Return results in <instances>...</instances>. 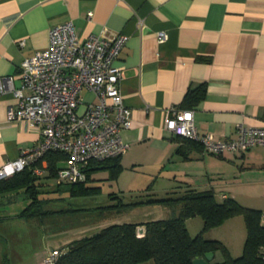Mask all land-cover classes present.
Masks as SVG:
<instances>
[{
    "label": "crops",
    "instance_id": "1",
    "mask_svg": "<svg viewBox=\"0 0 264 264\" xmlns=\"http://www.w3.org/2000/svg\"><path fill=\"white\" fill-rule=\"evenodd\" d=\"M68 21L80 40L127 37L114 61L123 74L121 98L131 111V126L119 134L127 149L118 159V177L99 179L95 173V183H114L122 202L127 194L153 195L158 181L166 197L212 190L219 202L232 198L264 212V146L214 156L169 133L163 121L170 108L188 110L180 108L184 94L203 83V100L189 109L197 132L232 140L241 125L264 127V0H0V76H13L18 87L22 62L46 49L49 30ZM81 97L96 102L89 92ZM15 105L11 94L0 95V164L40 141L37 128L7 120V108ZM145 178V188H133ZM244 228L243 218L234 216L205 235L237 258ZM221 261L215 253L212 263Z\"/></svg>",
    "mask_w": 264,
    "mask_h": 264
},
{
    "label": "built area",
    "instance_id": "2",
    "mask_svg": "<svg viewBox=\"0 0 264 264\" xmlns=\"http://www.w3.org/2000/svg\"><path fill=\"white\" fill-rule=\"evenodd\" d=\"M111 37L90 35L80 40L72 22L62 23L49 30L46 49L22 62L18 87L13 76H0V95L9 93L16 101L15 107L7 108V120L37 128L40 133L35 147L0 164V179L23 170L47 151L59 150L67 155L65 168L58 172L59 181L84 182L92 162L114 159L126 151L119 134L131 126V111L121 98L118 85L123 74L114 61L127 37L120 33ZM157 38L164 41L166 36L160 32ZM83 91L92 94L96 102L83 103ZM192 118L191 110L170 108L164 128L176 137L197 142L214 156L264 146V127L241 125L235 139L217 140L197 132ZM45 170L43 163L33 173L42 176ZM261 216L264 222V214ZM58 255L53 250L42 264H54Z\"/></svg>",
    "mask_w": 264,
    "mask_h": 264
},
{
    "label": "trees",
    "instance_id": "3",
    "mask_svg": "<svg viewBox=\"0 0 264 264\" xmlns=\"http://www.w3.org/2000/svg\"><path fill=\"white\" fill-rule=\"evenodd\" d=\"M205 90L203 83L195 89L188 90L184 94L180 108L189 110L197 106L203 100ZM177 138L183 142L198 144L186 138ZM119 158L101 163L92 162L86 170L84 182L67 183L58 179V172L66 166L67 155L59 150L47 151L23 170L0 179V196L9 193L24 194L25 198L22 201L24 208L15 214L19 219H39L48 214L73 216L89 210L98 211V214L112 212L117 214L121 212L120 208H134L137 205L150 203L161 204L170 210V216L165 219L144 224H113L91 236L75 239L67 245L65 251L57 250L59 255L54 264H139L146 261H152V264H192L194 258L202 257L208 252L214 255L218 253L222 257L220 263L211 261L210 264L264 263V222L261 216L264 212L244 207L232 198H225L219 202L212 190L184 189L162 199L150 198L146 201L124 204L119 198L116 205L110 204L93 209L66 208L46 211L44 206L50 201H63L61 193H65L66 198L71 199L99 195L101 193L99 186L87 185L95 181L92 179L93 172L97 167L104 166L108 171L109 179L115 180L121 170ZM43 163L46 165L44 174L36 176L33 169L43 167ZM49 182L55 184V190L45 189L50 185ZM107 197L110 201L118 199L115 193ZM196 216L202 219L203 228L200 233L192 237L187 231L186 221ZM234 216L243 218L246 231L242 252L237 258L229 254L224 244L218 240H208L205 235L209 229L221 226L225 220ZM3 217H0V221ZM139 226L144 227L141 236L135 233ZM2 264H8L7 257L3 253Z\"/></svg>",
    "mask_w": 264,
    "mask_h": 264
},
{
    "label": "rangeland",
    "instance_id": "4",
    "mask_svg": "<svg viewBox=\"0 0 264 264\" xmlns=\"http://www.w3.org/2000/svg\"><path fill=\"white\" fill-rule=\"evenodd\" d=\"M97 175H96V174ZM99 179L108 177L107 170L93 172ZM143 178H141L142 180ZM45 182L44 179H41ZM155 180L154 176L149 178V182ZM140 181V179H139ZM147 179L142 181V185L137 184L134 189L145 188ZM50 183V182H49ZM97 183L101 185V193L91 197L66 198L65 193H61L63 201H50L44 208L46 211L53 209L84 208L93 209L99 206L117 204V200L110 201L107 196L116 193L117 187L108 180L95 183L92 181L87 185L92 187ZM154 193H140L137 195H125L123 203L127 204L136 201H146L150 198H164L166 193L160 190V182H156ZM121 185V184H120ZM63 186V185H62ZM123 186V185H121ZM63 188V187H62ZM46 190H55V184L50 183ZM148 194V195H146ZM51 197H54L51 195ZM25 198L22 193H9L0 196V250L6 255L8 264H42L47 259L53 249L65 251L67 245L75 240L98 233L101 229L123 223H148L151 221L165 219L170 216V210L158 203L137 205L134 208H120V213L98 214V211L76 213V215H52L48 214L39 219H19L15 217L24 208L22 202ZM264 206V205H262ZM117 208V207H116ZM114 210H116L114 208ZM187 230L192 237L200 233L203 228V221L199 216L192 217L186 221ZM216 229H209L210 232ZM208 233V232H207ZM139 264H152L146 261Z\"/></svg>",
    "mask_w": 264,
    "mask_h": 264
},
{
    "label": "water",
    "instance_id": "5",
    "mask_svg": "<svg viewBox=\"0 0 264 264\" xmlns=\"http://www.w3.org/2000/svg\"><path fill=\"white\" fill-rule=\"evenodd\" d=\"M105 168L104 166H99L97 167V169H102ZM144 232V227L143 226H139L137 228V230L135 231V233H137V235L141 236ZM204 256L202 257H196L192 260V264H210V262L213 260L214 258V254H212L211 252H208L206 254H203Z\"/></svg>",
    "mask_w": 264,
    "mask_h": 264
}]
</instances>
